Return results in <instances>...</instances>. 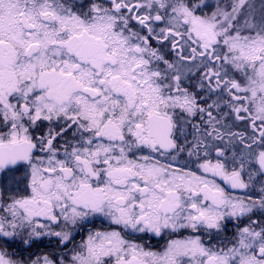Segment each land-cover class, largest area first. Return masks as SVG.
<instances>
[{
  "label": "snow or ice",
  "instance_id": "6c2138e0",
  "mask_svg": "<svg viewBox=\"0 0 264 264\" xmlns=\"http://www.w3.org/2000/svg\"><path fill=\"white\" fill-rule=\"evenodd\" d=\"M0 264H264V0H0Z\"/></svg>",
  "mask_w": 264,
  "mask_h": 264
},
{
  "label": "flooded vegetation",
  "instance_id": "af4514ba",
  "mask_svg": "<svg viewBox=\"0 0 264 264\" xmlns=\"http://www.w3.org/2000/svg\"><path fill=\"white\" fill-rule=\"evenodd\" d=\"M23 169H21L20 172L16 173L17 178L21 177L23 174ZM93 226H100V222L96 221ZM87 228H85L82 231H79L75 234V241L79 242L85 235H86ZM234 231V226L232 224L228 225V229L225 233V235L230 236L232 232ZM144 242L153 248H159L164 243L165 240L156 238V237H149L145 236L143 238ZM11 244V247L8 249L10 252L17 253L20 257H28L34 253H41V252H49V251H56L55 244L57 243L54 239L51 238H44L41 242H37L32 247H27L23 245L19 238H16L15 242L9 241Z\"/></svg>",
  "mask_w": 264,
  "mask_h": 264
}]
</instances>
